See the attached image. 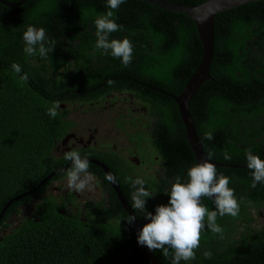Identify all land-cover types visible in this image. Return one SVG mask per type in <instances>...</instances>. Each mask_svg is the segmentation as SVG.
Returning <instances> with one entry per match:
<instances>
[{
    "label": "trees",
    "instance_id": "obj_1",
    "mask_svg": "<svg viewBox=\"0 0 264 264\" xmlns=\"http://www.w3.org/2000/svg\"><path fill=\"white\" fill-rule=\"evenodd\" d=\"M168 1L197 5L206 0ZM1 4L0 54L4 56L0 60V212L8 200L36 187L63 165V159L54 157L52 149L72 122L65 118L67 108H59L55 118L47 113L54 102L73 100L70 98L77 92H83L79 94L83 100L124 90L133 92L158 117L157 131L167 145L166 181L173 179L174 183L177 176L182 182L188 180V170L196 159L185 140L172 96L182 91L202 57L196 25L189 16L143 0H126L114 10L116 23L123 28L110 37H127L134 46L132 61L124 66L110 52L105 55L95 48V20L110 10L107 0ZM29 25L44 28L49 41H55L54 50L46 58L23 52V33ZM14 62L21 65L20 74L11 68ZM46 68L50 76L41 73ZM24 73L28 81L21 85L19 75ZM209 73L211 78L190 99L189 112L208 158L211 153V160L223 164L216 167L217 174L230 178L229 187L235 190L240 213L236 218L217 217V224L224 229L222 237L205 227L196 259L181 264H264V227L256 225L264 212V183L252 187V170L247 167L245 155L251 149L264 160V0L215 15ZM109 80L114 83L109 85ZM99 86L101 89L89 93ZM209 130L213 140L204 138ZM225 150L231 159L223 158ZM87 154L97 157L92 151ZM70 168L49 179L60 177ZM93 171L104 176L102 169L94 167ZM41 192L44 185L14 201L2 215L0 264H150L137 248L131 223L120 212L116 198L107 206L104 201L82 206L72 191L68 195L59 192L48 195L42 203L36 202L34 207L30 200ZM150 199L146 200V208L154 205ZM169 199L162 200L161 205L168 204ZM202 202L215 210L212 199L205 197ZM26 206L35 211L20 217L21 207ZM251 207L256 209L255 216ZM10 218L14 219L13 225ZM143 220L138 221L142 227ZM205 251L212 253L211 259L204 257ZM153 253L163 264H172L171 257H164L160 250Z\"/></svg>",
    "mask_w": 264,
    "mask_h": 264
},
{
    "label": "clouds",
    "instance_id": "obj_2",
    "mask_svg": "<svg viewBox=\"0 0 264 264\" xmlns=\"http://www.w3.org/2000/svg\"><path fill=\"white\" fill-rule=\"evenodd\" d=\"M126 0H107L106 13L99 15L95 20L96 43L95 48L102 50L103 54H110L121 60L124 66H128L133 58L134 46L131 41L110 38L114 32L121 31L123 25L116 23L117 17L114 10ZM25 47L23 52L27 56L39 55L46 58L55 48V41H49L44 28L27 26L23 33ZM11 68L16 74L22 72L21 65L12 63ZM21 85L27 83L28 74L19 75ZM114 81L109 80L112 85ZM59 102H54L48 109V115L55 118L59 113ZM204 138L213 140L211 130L204 133ZM64 159L71 161V168L67 172V187L70 190L83 193L86 189L94 187V175L89 171L88 154L81 155L78 149L73 148L64 152ZM211 158V153L208 154ZM247 167L252 170V187L257 183H264V160L254 155L251 149L246 150ZM225 160L231 159L230 154L223 152ZM188 180L182 182L177 176L170 191V199L166 205H158L155 214L146 211V200L153 196L145 187V180L140 177L133 179L125 177V182L130 183L132 188V209L139 210L150 222L145 224L139 232L137 242L146 246L151 251L160 250L164 257H171L172 264H181V261L189 262L196 259V250L200 247L201 232L207 227L214 234L223 236L224 229L217 224V217L229 215L233 218L239 216L240 202L235 196V190L229 187L230 178L222 174L218 175L216 166L204 160L203 163H196L187 173ZM108 181H115L112 174H107ZM212 199L215 210L203 204V198ZM205 217L207 223L205 224ZM135 219L129 215L127 220L131 223ZM206 259L212 258L210 251L203 253Z\"/></svg>",
    "mask_w": 264,
    "mask_h": 264
},
{
    "label": "flooded vegetation",
    "instance_id": "obj_3",
    "mask_svg": "<svg viewBox=\"0 0 264 264\" xmlns=\"http://www.w3.org/2000/svg\"><path fill=\"white\" fill-rule=\"evenodd\" d=\"M2 1L10 2L7 0ZM4 5L5 4H1V6ZM5 6L8 5L6 4ZM4 20L5 18L2 19V21ZM1 31L2 29L0 32ZM18 52L19 51H17V53ZM3 56L4 55L0 54V60ZM41 73L47 74L48 76L51 74L49 68L42 70ZM137 82L143 85V82ZM142 85H140V87L144 89L145 87H142ZM96 89H101V86L90 89L89 93ZM86 92L88 93V90ZM81 93H74L77 95L76 97L70 98L73 100L60 104V110L67 108L68 111L65 118L69 119L72 125H69V129L54 143L52 154H54L56 158L63 159V165L60 166V168L66 166L65 170L62 169L57 171V169H59L57 168L54 175L61 171L65 172L71 167V161L64 159V152L70 151L73 148L78 149L80 152H86V154L92 151V154L97 156L91 157V155L88 154L89 164H92L91 170L89 169V171L95 177L94 188L92 191L81 195L74 190L64 188L61 184L57 185L56 183H60L64 178H67V173L62 172L60 173V177L47 180V184H44V192L31 198V204L36 207V202L42 203L44 198L48 195H56V193L59 192L68 195L70 191H72L77 196L76 202L82 206H86L89 203H102V201H104L107 206L109 202L111 203L112 198H116L120 206V212L124 213L129 219L128 212L120 205L115 188L112 186L111 182L106 179L107 174L103 170V166H105L115 177L118 190L125 197L136 219L138 221L145 219L143 220L144 224L149 223V220L142 218L144 214L139 210L134 211L132 209L130 204L132 201V194H130L133 192L132 186L130 183L125 182V177L131 176L133 179L140 177L145 180V187L153 193V196L149 197L151 198L150 202L155 205H149L146 211L151 210L152 212L153 209L155 213L156 206L161 205L162 200L164 201L166 198H170V186L173 184V179L166 181L165 152H167V145L165 142H161L164 140V137L157 131L158 127L156 123L158 117L152 114L148 110V105L145 106L143 102L134 96L133 92L125 90L118 91L117 93L106 94L104 97L98 96L96 98L93 96L94 98L91 97L87 100L80 98L79 94ZM109 96L112 98H108ZM83 107L91 111L84 110ZM107 113L112 120L111 122H113L110 129L106 126L105 122H103L105 126H102L101 123L98 125L88 118L99 116L101 120L102 116ZM77 114H82L79 119L76 120L72 118ZM119 135H123V138H120ZM94 167L96 169H102L104 176L100 177L94 174ZM117 172H119V174ZM123 175L125 176L121 177ZM123 183L125 184L122 186ZM71 205V203H68V207H71ZM34 207H21L22 211H20V217L23 215L29 216L33 209L35 211ZM100 207H102V204ZM250 210L255 216L256 209L251 207ZM93 211H89V214ZM259 212H261V210H259ZM263 216L264 212L263 214L260 213L256 219V225L258 227H264V223L259 220V217L262 218Z\"/></svg>",
    "mask_w": 264,
    "mask_h": 264
},
{
    "label": "water",
    "instance_id": "obj_4",
    "mask_svg": "<svg viewBox=\"0 0 264 264\" xmlns=\"http://www.w3.org/2000/svg\"><path fill=\"white\" fill-rule=\"evenodd\" d=\"M26 0H20L15 3H8L6 1L0 0V3L12 5V6H18L22 4ZM145 2L151 3L159 8H162L164 10L168 11H174V12H180L184 13L187 16H189L195 23L196 29L199 35V39L202 45V57L201 60L194 70V72L190 75V77L187 79L182 91L178 95H173V99L177 103L178 106V112L181 117V121L183 123L184 129H185V140L189 144V147L192 149L196 163H203L204 160H209V162L213 163L216 167L223 166V164L213 161L210 158H208L204 147L197 135L195 125L193 122V119L189 112V101L192 98V96L196 93V91L199 89L200 85L210 79V65L213 57V51H214V18L215 15L221 11L228 10L230 8L256 1V0H206L200 4L197 5H189V4H182V3H175L168 0H143ZM95 163H98L97 161H94ZM66 166H63L62 168L57 169V171H60L62 169H65ZM103 170L106 174H112V172L105 166H103ZM53 172L52 174H54ZM51 174V175H52ZM51 175H48L36 187L25 191L14 198L8 200L1 212H0V219L2 218V215L6 211L7 207L11 205L14 201H18L23 197L28 196L31 193H34L38 188L43 186L45 182L49 179ZM112 186L115 188L120 205L125 208L126 212H128V215L134 216L131 208L127 204L126 200L121 196L118 187L114 182L110 181ZM132 226V232L135 239V242L137 244V248L142 252V254L145 256V258L148 260L150 264H163L161 261H159L155 256L153 251L149 250L146 246H142L138 244L137 238L139 235L140 230L142 229V226L138 222V220L135 219L131 222Z\"/></svg>",
    "mask_w": 264,
    "mask_h": 264
},
{
    "label": "rangeland",
    "instance_id": "obj_5",
    "mask_svg": "<svg viewBox=\"0 0 264 264\" xmlns=\"http://www.w3.org/2000/svg\"><path fill=\"white\" fill-rule=\"evenodd\" d=\"M108 98H112L111 96H109ZM83 109L84 110H87V111H91V110H89V109H87V108H85V107H83ZM80 114V113H79ZM79 114H77L76 116H73L72 118H74V119H79L80 118V116L82 115H79ZM92 122H96V124H102V126H105V124L103 123V122H105L106 123V126L110 129L111 127H112V124H113V122H111L112 120H111V118H110V116L108 115V113L106 114V115H103L102 116V118H101V120H100V118H99V116H95V117H88ZM119 137L120 138H123V135H119ZM94 182H95V180H94ZM57 185H62V186H64V188H68L67 187V178H64L63 180H62V182H60V183H56ZM94 188V187H93ZM93 188L91 189V190H88V189H86L83 193H80V192H77V193H79V194H84V193H86V192H89V191H92L93 190ZM76 192V191H75ZM78 195V194H77ZM79 198H82V197H79ZM259 220H260V222H262V223H264V216L261 218V217H259ZM13 222H14V219L13 218H10V224L11 225H13Z\"/></svg>",
    "mask_w": 264,
    "mask_h": 264
},
{
    "label": "bare ground",
    "instance_id": "obj_6",
    "mask_svg": "<svg viewBox=\"0 0 264 264\" xmlns=\"http://www.w3.org/2000/svg\"><path fill=\"white\" fill-rule=\"evenodd\" d=\"M257 1V0H256ZM8 3H11V2H8ZM231 9V8H230ZM121 194V193H120ZM121 196L125 199V197L121 194ZM126 200V199H125Z\"/></svg>",
    "mask_w": 264,
    "mask_h": 264
}]
</instances>
